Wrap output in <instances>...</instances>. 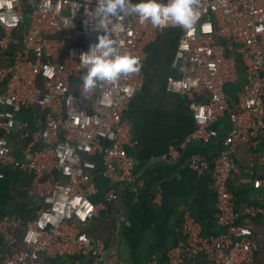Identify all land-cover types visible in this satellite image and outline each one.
<instances>
[{
	"label": "built area",
	"instance_id": "obj_1",
	"mask_svg": "<svg viewBox=\"0 0 264 264\" xmlns=\"http://www.w3.org/2000/svg\"><path fill=\"white\" fill-rule=\"evenodd\" d=\"M97 3L0 0V184L9 168L32 172L29 194L43 201L37 215L26 219L4 212L0 201V264L74 256L95 264H128L89 229L101 208L133 187L138 159L128 150L133 134L126 111L144 75L141 70L82 94L81 56L103 34ZM198 10L200 18L190 31L172 22L141 25L134 15L110 17L106 24L122 50L141 62L160 34L181 29L172 62L177 75L169 77L167 88L191 99L195 128L184 145L221 143L212 159L195 155L187 163L202 173L212 162L216 220L225 230L205 234L187 218L184 239L170 252L169 264L198 254L215 264H260V245L242 219L264 217V196L257 193L253 202L237 204L232 187L239 173L254 175L264 162V155L246 166L237 160L241 146L257 150L264 143V0H201ZM37 106L45 118L36 116ZM16 131L26 141L21 154L12 145ZM181 154L172 146L165 156ZM96 155L103 163L101 177L111 182L100 202L91 197L98 186L89 175L98 168ZM252 186L264 190V176L254 177ZM19 241L25 247H18ZM4 245L10 248L6 253Z\"/></svg>",
	"mask_w": 264,
	"mask_h": 264
},
{
	"label": "crops",
	"instance_id": "obj_2",
	"mask_svg": "<svg viewBox=\"0 0 264 264\" xmlns=\"http://www.w3.org/2000/svg\"><path fill=\"white\" fill-rule=\"evenodd\" d=\"M181 29L171 27L149 45L148 55L142 61L144 75L142 87L132 99L126 118L131 123L133 142L128 150L137 159L133 187L122 189L116 200L99 210L89 232L100 238L128 264H169V254L184 239L183 222L190 218L199 223L203 233L223 232L225 226L216 220L217 194L213 189V165L198 173L187 161L195 155L212 159L221 149L219 140L194 141L186 145L187 136L195 128V119L190 107L191 99L183 93L169 91L168 79L177 75L172 62L178 46ZM5 59L3 62H7ZM37 117L45 118L46 112L35 107ZM227 121L222 122V132L227 130ZM25 139L20 131L12 135L14 150L22 153ZM181 149L178 159H168L172 147ZM264 155V146L257 150L241 146L237 160L246 166L252 159ZM94 158V157H93ZM98 168L90 170V180L98 186L91 195L96 202L103 200L111 182L101 177L103 163L95 156ZM8 171V172H7ZM10 181L6 211L15 216L33 218L42 206L41 197H31L29 189L34 174L20 169H7ZM6 176V175H5ZM264 176V162L255 166V174L246 171L238 174L233 182L237 204L253 202L254 196L264 190L252 186L254 177ZM242 221L253 228L254 238L260 245L257 258L264 264V217H244ZM18 247H25L22 241ZM10 250L7 245L2 253ZM42 264H95L83 256L50 258ZM122 264V263H118ZM182 264H215L204 254L185 257Z\"/></svg>",
	"mask_w": 264,
	"mask_h": 264
},
{
	"label": "clouds",
	"instance_id": "obj_3",
	"mask_svg": "<svg viewBox=\"0 0 264 264\" xmlns=\"http://www.w3.org/2000/svg\"><path fill=\"white\" fill-rule=\"evenodd\" d=\"M201 0H98L96 16L103 26V34L98 43L90 46L89 52L81 56L82 67L86 72L82 76V94L92 92L107 84H115L123 76L138 74L143 67L138 56L123 51L120 43L107 27L106 21L134 15L144 25L148 22L154 28L165 26L168 22L185 30H192L200 18Z\"/></svg>",
	"mask_w": 264,
	"mask_h": 264
},
{
	"label": "trees",
	"instance_id": "obj_4",
	"mask_svg": "<svg viewBox=\"0 0 264 264\" xmlns=\"http://www.w3.org/2000/svg\"><path fill=\"white\" fill-rule=\"evenodd\" d=\"M264 146V143L261 144ZM8 172V171H7ZM9 179H8V175L6 173V176L4 177V179L2 180L1 184H0V201L2 203V206H3V211L4 212H7L5 209H6V205H7V202L9 200V198L11 197V191H10V188H9ZM234 193L236 195H240L238 193V191H236L233 187H232Z\"/></svg>",
	"mask_w": 264,
	"mask_h": 264
}]
</instances>
